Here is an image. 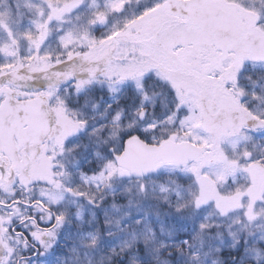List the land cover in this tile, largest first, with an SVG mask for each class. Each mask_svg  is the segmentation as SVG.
Here are the masks:
<instances>
[{
	"label": "snow or ice",
	"instance_id": "6c2138e0",
	"mask_svg": "<svg viewBox=\"0 0 264 264\" xmlns=\"http://www.w3.org/2000/svg\"><path fill=\"white\" fill-rule=\"evenodd\" d=\"M3 4L0 264H264V0Z\"/></svg>",
	"mask_w": 264,
	"mask_h": 264
},
{
	"label": "trees",
	"instance_id": "16d2710c",
	"mask_svg": "<svg viewBox=\"0 0 264 264\" xmlns=\"http://www.w3.org/2000/svg\"><path fill=\"white\" fill-rule=\"evenodd\" d=\"M4 7L5 5L3 4V0H0V11H2ZM13 11L15 12V9H13ZM21 11L26 12L27 10L24 8H21Z\"/></svg>",
	"mask_w": 264,
	"mask_h": 264
},
{
	"label": "rangeland",
	"instance_id": "374dc122",
	"mask_svg": "<svg viewBox=\"0 0 264 264\" xmlns=\"http://www.w3.org/2000/svg\"><path fill=\"white\" fill-rule=\"evenodd\" d=\"M23 12V11H22ZM18 19V17H16ZM25 23H26V20H25Z\"/></svg>",
	"mask_w": 264,
	"mask_h": 264
}]
</instances>
